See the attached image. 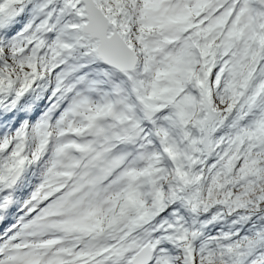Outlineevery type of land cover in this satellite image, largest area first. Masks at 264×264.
<instances>
[{"label":"snow or ice","instance_id":"obj_1","mask_svg":"<svg viewBox=\"0 0 264 264\" xmlns=\"http://www.w3.org/2000/svg\"><path fill=\"white\" fill-rule=\"evenodd\" d=\"M0 264H264V0H0Z\"/></svg>","mask_w":264,"mask_h":264}]
</instances>
